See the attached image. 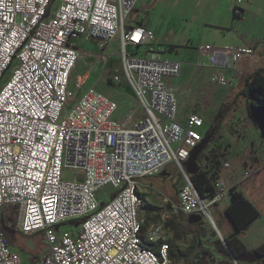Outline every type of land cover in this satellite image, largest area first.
<instances>
[{
	"label": "built area",
	"instance_id": "obj_1",
	"mask_svg": "<svg viewBox=\"0 0 264 264\" xmlns=\"http://www.w3.org/2000/svg\"><path fill=\"white\" fill-rule=\"evenodd\" d=\"M138 0H0V218L16 216L22 236L42 234L39 264H173L163 221L140 238L138 181L180 168L186 147L199 144L204 121L190 113L178 120V88L167 78L181 63L128 52L154 35L124 21ZM92 41L105 60L117 40L123 80L134 107L116 118L118 105L89 87L74 102L69 91L78 60L76 42ZM200 57L210 69L208 84L228 89L232 69L251 47L204 45ZM122 78L114 74L115 85ZM205 133V132H204ZM177 211L209 216L216 203H228V190L200 198L183 172ZM110 188L103 205L97 192ZM81 221L77 232L64 225ZM156 245V249L150 246ZM0 264H23L0 229Z\"/></svg>",
	"mask_w": 264,
	"mask_h": 264
},
{
	"label": "rangeland",
	"instance_id": "obj_2",
	"mask_svg": "<svg viewBox=\"0 0 264 264\" xmlns=\"http://www.w3.org/2000/svg\"><path fill=\"white\" fill-rule=\"evenodd\" d=\"M238 1L241 3L247 0H138L135 8L124 21V24L143 23L144 26H148L154 35L150 43L140 48H128V52L155 59L175 60L181 63L180 76L172 79L167 78L165 82L178 88L176 95L178 114L182 115L184 120L190 113H196L203 119V134L211 125L217 110L227 100V95L232 88L220 90L209 86L207 79L210 73H205L204 68H195L196 63L200 61L198 53L202 46L211 45L219 37L217 30L211 33L212 27L209 26L211 21L219 19V16L221 17L220 20L223 21L225 14L232 12V6ZM257 2H260V0ZM240 13V9L236 8V15H240ZM260 38L263 43L261 42V45L256 44L253 55L243 57L240 60L241 64L243 62L258 61L256 68L264 69V36H260ZM117 43L118 41L115 40L106 50L105 60H103L99 57L97 47L92 41L84 38L79 39L76 42L78 60L71 72L69 91L71 92L72 101L75 102L83 91L89 87H94L95 90L118 105L119 110L116 118L121 119L134 107L135 99L131 88L123 80ZM114 74L122 78L121 85L113 83L112 76ZM196 79L199 83L195 84ZM240 118H246L245 112L240 115ZM233 128V123L227 127L230 132L233 131ZM226 134L227 132L222 130L216 141L211 143L207 141L200 142L194 146L182 144L181 147L187 149L184 159L179 160L181 168L175 162L167 165L169 173L168 175L164 173L159 181L164 183L175 182L179 178L178 187L181 186L183 172L189 174L188 166L184 162L185 159L199 158L198 162L201 169H209L214 157L223 153L222 146L226 143ZM111 194L112 190L110 188L99 190L96 197L100 201V205H103ZM157 194L154 193L155 196ZM142 211L141 216L145 217L147 213ZM209 211V216H211L210 213L212 214L213 210L210 208ZM209 223L208 217L204 216L201 224L202 228H206ZM80 225L81 221H74L65 224L64 227L66 231L75 233L79 230ZM208 237H210L211 243L203 246L216 247L219 240L217 235L213 236L211 230H209ZM19 238L20 236L16 235L17 244H19ZM21 242L22 246L12 247L19 254L21 262L23 264H39L44 248L42 234L22 237ZM191 242L192 235L189 234L183 240L177 241L174 246L184 250ZM245 246L249 254H252L256 243L253 240H246ZM217 261L212 255H203L200 251H197L194 259H189L188 262L178 261L173 264H198L200 262L202 264H224L220 260Z\"/></svg>",
	"mask_w": 264,
	"mask_h": 264
},
{
	"label": "crops",
	"instance_id": "obj_3",
	"mask_svg": "<svg viewBox=\"0 0 264 264\" xmlns=\"http://www.w3.org/2000/svg\"><path fill=\"white\" fill-rule=\"evenodd\" d=\"M257 1L258 0H247L244 2L242 1L241 3L239 1L238 3L235 2L232 6V12L225 14L223 21L220 20V16L219 19L212 20L209 24V26L212 27L211 33L217 30L219 37L216 38V41L211 45L235 47L245 46L251 47L253 50L256 44L261 45V42L263 43V41L260 36H264V1ZM236 8L240 9V15H236ZM225 9L227 10V8ZM136 23L138 22L129 24L132 25ZM142 24L143 23H141V25ZM145 27L148 28L146 25ZM198 57L203 64L207 63V59L205 57H200L199 53ZM257 62L258 61L252 63L243 62L242 64L239 62V64L232 69H222L223 73L233 80V83L230 86L232 89L229 91L227 100L224 102H233L236 100L233 102L236 104V108L232 111V114L225 123L215 126L212 129L209 138L206 140L210 143L214 142L222 130L227 132L226 143L223 146L221 145L223 153H221L219 156L220 161H222V167H225V163L230 161L232 163V168L225 172L223 178L224 187L222 188L229 190V188L238 186L242 183V190L262 213L260 218L255 220L245 229L244 237L242 239L244 244L246 240L255 241L256 246L254 249L259 244L264 242V171L256 178L243 182L245 173L242 163L247 155L250 152H253L257 160L260 161L264 166V132L256 129L251 124L246 109L248 97L244 95L245 80L250 74L257 70ZM203 68L205 73H210V69L207 67H202L199 69ZM194 83L196 84L199 82L196 79ZM243 112H245L246 115L245 119L240 118V115ZM213 119L208 129L213 125ZM178 120L180 123H183V116L178 114ZM231 123L234 124L232 132L227 129ZM198 160L199 158H195L193 160H184L189 169V174H187L188 176H191L194 173L196 167L201 169ZM225 170H228V168H225ZM162 173H166V175H168L169 170H167V166L158 175L144 177L138 181V194L142 201L139 215L144 225L141 232L142 240H145L150 227L157 225L160 221H164L167 218H172L177 215V192L180 187H178L179 178H177L175 182L170 181L164 183L159 181V178L162 177ZM154 193L158 194L155 196ZM225 205L226 204L223 203H216L211 207L213 212L212 214L210 213V219H212V221V216H218L224 212ZM141 210L147 213L145 217L141 216ZM156 219H158L157 222H155ZM201 222H203V220ZM201 224L202 223H200V225L197 227H194L196 224H190L191 231H193L191 233L192 240L198 238L202 241V245H206L207 243L210 244V237H208L210 229L207 227V225L210 224H207L206 228H202ZM164 230V236L166 240H170L171 233L165 228ZM176 242L177 241L173 242V245ZM150 247L152 249H156V245H151Z\"/></svg>",
	"mask_w": 264,
	"mask_h": 264
},
{
	"label": "trees",
	"instance_id": "obj_4",
	"mask_svg": "<svg viewBox=\"0 0 264 264\" xmlns=\"http://www.w3.org/2000/svg\"><path fill=\"white\" fill-rule=\"evenodd\" d=\"M124 25L126 26V24ZM244 95L248 97L246 109L251 124L256 129L264 132V69H257L246 78ZM233 102L230 101L222 104L214 116L213 125L205 131L201 142H205L209 138L215 126L226 122L232 111L236 108V104ZM218 157V155L214 157L209 169L203 170L196 167L194 173L190 176L194 188L202 199L212 198L218 193L219 189L216 187V184L224 187L223 178L225 172L232 168L230 161L225 163V167H222V161ZM242 167L245 173L243 182L256 178L264 171V166L257 160L253 152H250L244 159ZM225 168H228V170H225ZM241 184L229 188L228 203L225 205L224 212L221 215L212 216V218L226 248L237 264H264V242L259 244L252 254H249L242 241L245 229L260 218L262 213L246 196L241 188ZM15 222L16 216L12 210L4 208L0 218V229L4 232L11 247L22 246V237H27L17 233ZM200 223H197L194 227L199 226ZM143 226L142 223L140 238ZM163 226L171 233V239H167L166 241L169 245V257L173 262H188L189 259H194L197 251H200L203 255H212L216 261L220 260L224 264H233L219 240L216 247L203 246L202 241L198 238L193 239L191 244L184 250L174 247L173 242L181 241L193 232L190 229L191 225L186 221V216L181 212L177 211L176 216L165 219ZM207 227L211 230L213 236H216L211 226L207 225ZM16 235L20 236L18 240L19 244H17Z\"/></svg>",
	"mask_w": 264,
	"mask_h": 264
},
{
	"label": "water",
	"instance_id": "obj_5",
	"mask_svg": "<svg viewBox=\"0 0 264 264\" xmlns=\"http://www.w3.org/2000/svg\"><path fill=\"white\" fill-rule=\"evenodd\" d=\"M163 174H164V173H162L161 175H163ZM203 218H204V215H201V214L190 215V216L186 217V221H187L188 223H190V224H197V223H200V222L203 220ZM209 221H210L209 224H210L212 230L216 233L217 237H218L219 240L221 241V243H222L224 249L226 250V252H227L229 258L231 259L232 263H233V264H237L236 261H235V259L232 257V255L230 254V252H229L228 249L226 248V246H225V244H224V242H223V240H222V238H221V236H220L218 230H217L216 227H215L214 222L212 221V219H209Z\"/></svg>",
	"mask_w": 264,
	"mask_h": 264
}]
</instances>
